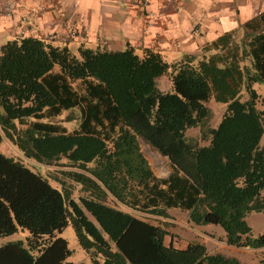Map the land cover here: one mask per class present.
<instances>
[{
  "label": "trees",
  "instance_id": "obj_1",
  "mask_svg": "<svg viewBox=\"0 0 264 264\" xmlns=\"http://www.w3.org/2000/svg\"><path fill=\"white\" fill-rule=\"evenodd\" d=\"M244 30L234 87L195 54L167 61L149 48L30 34L2 42L0 140L13 155L0 150V236L29 234L0 244V264H86L67 261V240L55 236L69 223L92 264H258L199 241L180 247L167 227L176 207L191 227L218 224L220 241L264 256V231L254 235L245 218L264 212V97L253 87L264 82V9ZM217 102L226 105L213 124ZM73 107V129L53 119ZM141 139L167 158L166 173Z\"/></svg>",
  "mask_w": 264,
  "mask_h": 264
},
{
  "label": "crops",
  "instance_id": "obj_2",
  "mask_svg": "<svg viewBox=\"0 0 264 264\" xmlns=\"http://www.w3.org/2000/svg\"><path fill=\"white\" fill-rule=\"evenodd\" d=\"M263 9L264 0H147L143 15L133 0H0V44L30 26L25 35L44 38L72 29L75 36L51 40L111 49L130 45L140 54L149 48L167 61L195 54L215 69V78L226 74L234 87L229 78L242 76L244 23Z\"/></svg>",
  "mask_w": 264,
  "mask_h": 264
},
{
  "label": "rangeland",
  "instance_id": "obj_3",
  "mask_svg": "<svg viewBox=\"0 0 264 264\" xmlns=\"http://www.w3.org/2000/svg\"><path fill=\"white\" fill-rule=\"evenodd\" d=\"M5 41V40H4ZM3 41V42H4ZM166 78H164L165 80ZM170 84V82H169ZM253 87L260 93L261 97H264V82H255ZM245 92V91H244ZM213 105L215 112L220 108L219 113L214 118L213 124H216L218 119L221 117L226 103H216ZM258 108H264V103L261 101L257 102ZM74 112L75 115L68 120H65L64 117L67 113ZM63 123L67 128L73 129L78 125L79 122V112L76 107L64 109L58 116L53 118ZM195 127L191 128L194 129ZM192 133L198 131V129L190 130ZM141 147L151 164L152 168L157 174H164L167 171V158L161 155L149 142L141 139ZM0 149L7 155H13V147L7 143L5 140H0ZM34 171L41 172L45 175L44 167H37L26 163ZM48 180L51 184L60 187L59 182L54 178L48 177ZM169 213L173 216L172 220L169 221L167 227L171 234H174V239L178 245H185L192 241H199L206 244L207 250L209 252H222L226 255L236 256L241 261L252 262L258 264H264V256L260 248L252 249L245 247H234V245H229L223 241H220L218 238L223 234V229L220 225L214 223H206L200 225L196 228L191 227L190 223L186 218V211L179 208H169ZM86 214L91 217L90 213L85 210ZM146 216V215H145ZM147 219L154 223H163L162 219H159L154 215H147ZM246 220L252 228V233L258 235L264 231V212L262 211H250L246 215ZM166 224V223H163ZM29 232L27 229L18 227V229L8 235L0 236V244L15 239H25L26 235ZM55 236H61L67 240L68 246L71 250L70 254L66 257L67 261L71 262H84L86 264H92L89 254L86 250L81 247L78 243L75 231L72 225L69 223L65 225L62 229L55 231ZM169 236L166 237L168 241Z\"/></svg>",
  "mask_w": 264,
  "mask_h": 264
},
{
  "label": "built area",
  "instance_id": "obj_4",
  "mask_svg": "<svg viewBox=\"0 0 264 264\" xmlns=\"http://www.w3.org/2000/svg\"><path fill=\"white\" fill-rule=\"evenodd\" d=\"M136 4H137V6H138V8H139V11L143 14V15H147L146 13H145V8H146V4H147V0H133ZM10 5H9V11H10ZM40 8L42 9V10H44V9H46L45 8V5H41L40 6ZM30 30H33V27H26V28H21L20 30H19V34L20 35H24L25 33H26V31H30ZM76 35V32H75V30H72V29H70L69 31H68V33H66V34H59L57 31H51V32H48L46 35H45V38L46 39H53V38H56V37H60V39H62V40H66V39H68L69 37H73V36H75Z\"/></svg>",
  "mask_w": 264,
  "mask_h": 264
}]
</instances>
